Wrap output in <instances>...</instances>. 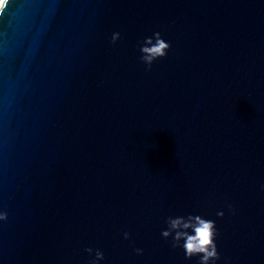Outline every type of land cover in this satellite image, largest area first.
<instances>
[{
    "label": "water",
    "instance_id": "water-1",
    "mask_svg": "<svg viewBox=\"0 0 264 264\" xmlns=\"http://www.w3.org/2000/svg\"><path fill=\"white\" fill-rule=\"evenodd\" d=\"M0 4V264H197L161 236L189 214L264 264V0Z\"/></svg>",
    "mask_w": 264,
    "mask_h": 264
},
{
    "label": "clouds",
    "instance_id": "clouds-1",
    "mask_svg": "<svg viewBox=\"0 0 264 264\" xmlns=\"http://www.w3.org/2000/svg\"><path fill=\"white\" fill-rule=\"evenodd\" d=\"M3 9H0L2 12ZM120 39L119 33H113L111 43L113 45ZM171 49L170 43L166 42L159 32L153 34L152 37L146 38L140 45V62L145 65L146 70L150 71L154 62L164 59ZM230 213L235 214V209L231 204L227 205ZM219 218L224 217V212H218ZM8 215L6 212L0 211V222H6ZM166 230H162L161 236L164 240L170 241L173 250L182 249L185 258L191 260L199 257L197 264H215L220 260L217 250L216 240L219 236L215 221L206 219L200 215L187 216H169L166 219ZM125 240L130 239V234L123 233ZM136 255H143V249H134ZM85 252L94 259L89 264H99L104 260V254L99 249L88 247Z\"/></svg>",
    "mask_w": 264,
    "mask_h": 264
},
{
    "label": "bare ground",
    "instance_id": "bare-ground-1",
    "mask_svg": "<svg viewBox=\"0 0 264 264\" xmlns=\"http://www.w3.org/2000/svg\"><path fill=\"white\" fill-rule=\"evenodd\" d=\"M1 5V4H0Z\"/></svg>",
    "mask_w": 264,
    "mask_h": 264
}]
</instances>
